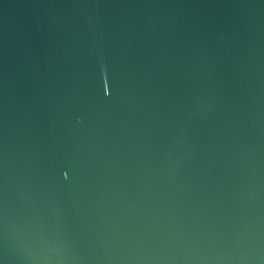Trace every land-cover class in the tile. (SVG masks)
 <instances>
[{
    "label": "water",
    "instance_id": "1",
    "mask_svg": "<svg viewBox=\"0 0 264 264\" xmlns=\"http://www.w3.org/2000/svg\"><path fill=\"white\" fill-rule=\"evenodd\" d=\"M0 264H264V0H0Z\"/></svg>",
    "mask_w": 264,
    "mask_h": 264
}]
</instances>
